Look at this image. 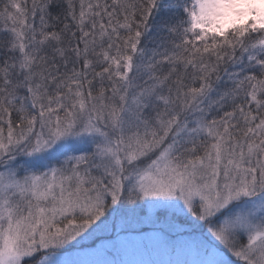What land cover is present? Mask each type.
<instances>
[{
  "label": "snow or ice",
  "instance_id": "snow-or-ice-1",
  "mask_svg": "<svg viewBox=\"0 0 264 264\" xmlns=\"http://www.w3.org/2000/svg\"><path fill=\"white\" fill-rule=\"evenodd\" d=\"M0 264H264V0H0Z\"/></svg>",
  "mask_w": 264,
  "mask_h": 264
}]
</instances>
